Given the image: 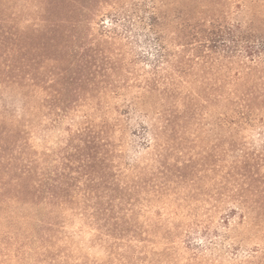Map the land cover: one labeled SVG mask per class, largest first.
Returning <instances> with one entry per match:
<instances>
[{"label": "rangeland", "instance_id": "1", "mask_svg": "<svg viewBox=\"0 0 264 264\" xmlns=\"http://www.w3.org/2000/svg\"><path fill=\"white\" fill-rule=\"evenodd\" d=\"M53 1L0 0V138L15 134L0 142V264H264V119L229 126L221 101V87L245 86L229 39L264 0ZM211 24L231 34L217 48L193 37ZM157 38L172 97L148 85ZM198 91L211 106L197 110ZM166 102L171 130L156 121ZM2 156L35 168L26 203ZM234 194L261 227L222 225ZM36 214L51 241L19 253L16 228Z\"/></svg>", "mask_w": 264, "mask_h": 264}, {"label": "trees", "instance_id": "2", "mask_svg": "<svg viewBox=\"0 0 264 264\" xmlns=\"http://www.w3.org/2000/svg\"><path fill=\"white\" fill-rule=\"evenodd\" d=\"M58 0H55L51 2L50 4V10L52 11L55 8H58ZM73 3V2H71ZM71 16L75 17V12L74 14L71 13ZM70 22L69 18H61L58 20H52L49 25L50 28L48 32H53L57 33L59 32L62 28L65 27V23ZM73 27H78V23L75 22L73 24ZM151 27L153 25H150ZM191 26V25H190ZM202 28V27H201ZM215 29H218L214 26L210 27H205L202 28V36L195 37V40L199 42V45H203L204 47L206 45V48H217L216 44H223L221 42L224 40H227V37H231L230 32L228 33L227 30L222 31L221 27L218 29L217 32H215ZM210 31V32H208ZM199 34V33H197ZM156 35V32H155ZM192 31L189 29V33H187V38L189 39L192 36ZM55 40V39H53ZM158 43V49L156 58L157 64L163 63L165 59V54L163 48H161L160 40L159 38L155 39ZM194 40V39H193ZM229 41L234 42V47L238 55V68H237V77H239V82L245 83L244 87L243 85H240L238 88V85L236 88H231V87H221L224 88L223 94H222V106L224 110V115L227 119H232V121L229 122V126H237L239 128L242 127H253V123L257 120V118L261 117V119H264V90L262 89L264 87V7L261 8V11L258 12V16L256 17V21H253L252 23L249 24L247 27H241L240 26V32L237 35V37L233 40L229 39ZM0 50H2L0 48ZM161 50V51H160ZM229 48L228 50H224L225 53H229ZM169 62V61H167ZM159 70H163V68L155 67V69L151 72V78L149 79V88L152 89L153 91H160L163 96H168L172 97V93L176 92V90L179 87H177L174 83L173 80V73H171L170 70H167L166 73L163 72L161 76H159ZM181 72H184L181 70ZM186 74V72H184ZM226 77V75L224 74ZM231 88V89H229ZM211 92V90L209 89ZM165 100V99H164ZM208 99H206V96L204 94L201 95L200 91L197 92V97L195 98V107L197 110L200 109V107H209ZM172 115V106L169 107L167 106L166 103L161 104V109L157 111L156 115V121L160 123V129L164 130H171L173 128L172 121L169 118ZM227 124V125H228ZM153 127L159 129V126L153 125ZM148 130V129H147ZM145 129V131H147ZM5 138H0V142H4V144L7 143V141L15 136L14 132L8 131L5 135ZM7 139V140H6ZM254 158H252V161ZM2 162H5L7 164H11V171L16 169V172H19L18 179L15 180V189L17 190L16 203H26L25 197L27 195H34L36 194L33 192L38 185V181L34 180L36 178L35 174V168L32 169L25 167L24 168V161H15V160H10L2 156ZM35 184H34V183ZM63 185V182L60 183ZM41 185V184H39ZM5 185H3L1 188L3 189ZM34 193V194H33ZM56 196H53L52 198H55ZM232 204L235 207H232L230 212H228L223 220H222V225L225 227H229V225L232 222L233 217L238 216L240 221L238 225H244L245 228H252L258 226L261 227V220H259L258 217L255 218H249V214L253 213L255 211V205H254V200L251 199L249 196H243V195H238L234 194L230 197ZM1 202V201H0ZM53 203V202H52ZM56 206L57 204L54 203ZM254 206V207H253ZM260 210L263 207H259ZM49 213H53V210H50ZM252 220V221H251ZM21 221L23 222V227L25 224V229H22V226L16 228V238L14 240V244L17 246V252H26L25 246L33 245V242H29L28 244L26 243L25 240L23 239H31V241H40V245L44 247L43 243H46L51 240H43L42 236H39L40 230H50L47 229L46 223L43 219L39 217V215H25L22 217ZM264 222V221H263ZM27 225V227H26ZM28 225H36L40 229L35 230V229H29ZM22 231V232H21ZM36 238V239H35ZM52 243V242H51ZM50 243V244H51ZM48 244V243H47ZM53 246V245H52ZM30 251H27V254L33 252L34 250L36 251L37 248L29 247ZM38 250H41L39 248ZM44 255V253H41L40 256ZM19 261H22L20 258Z\"/></svg>", "mask_w": 264, "mask_h": 264}]
</instances>
